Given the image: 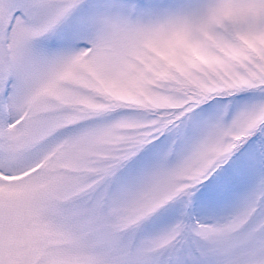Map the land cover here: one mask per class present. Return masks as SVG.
I'll return each instance as SVG.
<instances>
[{
  "label": "snow or ice",
  "instance_id": "1",
  "mask_svg": "<svg viewBox=\"0 0 264 264\" xmlns=\"http://www.w3.org/2000/svg\"><path fill=\"white\" fill-rule=\"evenodd\" d=\"M0 264H264V0H0Z\"/></svg>",
  "mask_w": 264,
  "mask_h": 264
}]
</instances>
